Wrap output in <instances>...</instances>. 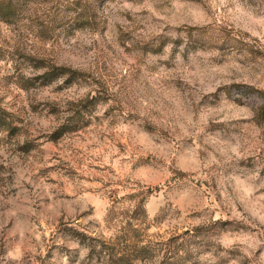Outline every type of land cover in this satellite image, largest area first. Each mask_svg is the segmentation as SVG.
<instances>
[{"label": "rangeland", "instance_id": "1", "mask_svg": "<svg viewBox=\"0 0 264 264\" xmlns=\"http://www.w3.org/2000/svg\"><path fill=\"white\" fill-rule=\"evenodd\" d=\"M14 1L0 264H264V0Z\"/></svg>", "mask_w": 264, "mask_h": 264}, {"label": "trees", "instance_id": "2", "mask_svg": "<svg viewBox=\"0 0 264 264\" xmlns=\"http://www.w3.org/2000/svg\"><path fill=\"white\" fill-rule=\"evenodd\" d=\"M15 4L16 2L14 0H0V17L5 19V17L9 15V12L11 11L12 7ZM35 60H37L35 61L37 63L38 62L42 63L40 64V66H36V67H41L46 69L45 72H43L37 77V80L42 85L51 84L54 81L58 80L60 77H63L65 75L69 76L70 79L69 82H73L74 80H77L80 76L76 71H71L63 67L55 66L53 64H46L43 60L42 61L38 59ZM29 82L33 83L34 81L29 80ZM263 111H264V106H263ZM3 112L4 110L0 107V126L7 127L9 125V122L4 118ZM66 131H70V128L66 129ZM63 132L61 131L59 136ZM90 240L91 241L88 242L87 245L91 247L92 254L97 253L98 256L104 254V259L106 260H104L103 264H137L132 259H130L129 256L125 253L121 254L118 258L113 259V257H111L113 252L110 251L111 247L108 246V244L102 243L99 250H97L98 246L96 243L93 242L95 238H90ZM146 250H147L146 246H140L139 249L136 250L138 253L134 258L137 260L142 259L141 255H143ZM108 255L111 258H107L109 257ZM172 255L173 256L164 255L162 259L159 260L158 264H187V262L189 261L188 258H184L176 251Z\"/></svg>", "mask_w": 264, "mask_h": 264}]
</instances>
